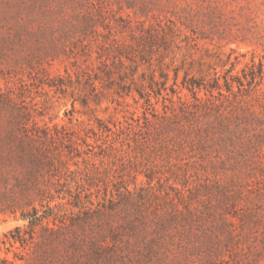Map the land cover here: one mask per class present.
Returning a JSON list of instances; mask_svg holds the SVG:
<instances>
[{
    "label": "rangeland",
    "instance_id": "obj_1",
    "mask_svg": "<svg viewBox=\"0 0 264 264\" xmlns=\"http://www.w3.org/2000/svg\"><path fill=\"white\" fill-rule=\"evenodd\" d=\"M0 165V258L36 207L17 263L264 264V0H0Z\"/></svg>",
    "mask_w": 264,
    "mask_h": 264
},
{
    "label": "trees",
    "instance_id": "obj_2",
    "mask_svg": "<svg viewBox=\"0 0 264 264\" xmlns=\"http://www.w3.org/2000/svg\"><path fill=\"white\" fill-rule=\"evenodd\" d=\"M27 11L31 12L30 14L32 16L36 15V13L30 11L29 9L25 8ZM92 20L89 19H83V21L80 22V25L78 29L73 30L72 33L78 35L77 40L78 42L82 43V40L86 38L88 35L95 36V39L97 40L99 37V33L97 30L92 27ZM107 45V46H105ZM102 54L104 55L108 51H112L111 54L112 58L109 62V57H104L100 54V66H99V73H94L93 78L91 76H88L87 83H89V87L92 91L96 90L95 82H99L102 80L101 87L103 89H113V91L118 94L119 92L123 91L126 95H130L132 90H135L139 96L147 95L149 96L148 92H146V86L144 84H138L135 82V79L133 78V75L135 72L131 69V78L130 83L126 84L124 82V78L126 77L125 71H123V75L121 73H118V78L120 82H117L115 79H113L112 75L114 74L111 70V65L118 64L122 68L124 66V61L122 60L121 53H116V49L111 48L112 46L105 41H100L98 44ZM106 56V55H105ZM128 58V57H125ZM135 64V61L133 62ZM137 64L134 65L136 67ZM134 69V68H133ZM100 73H102L100 75ZM105 78V81H104ZM165 81H161L159 84L153 80V77H150V83L147 86L149 90H151L153 93L159 94L162 90L166 89ZM153 85L157 86V89H153ZM159 85V86H158ZM148 100V99H147ZM83 105L86 104V101L83 100ZM8 169L4 165H0V206L2 205V200L4 199L6 193L9 191V182L10 179L15 177L10 176L8 173ZM27 188V187H26ZM14 193V191H12ZM26 189H22L19 191V193H25ZM3 210V209H2ZM1 211V210H0ZM16 220H22L24 222L23 226H15L12 229L8 230L3 234V239L1 240L2 245L6 246V253L12 252L14 260L9 259L7 256L0 258V264H22L17 263L16 260L26 261L24 255H20L17 252L13 250V248L19 244V247H21L22 250H25L26 247L33 241L34 239V230L37 225H39L43 219L46 218V215L39 214V210L36 209V207H32L30 211L27 212H21L18 217H15Z\"/></svg>",
    "mask_w": 264,
    "mask_h": 264
}]
</instances>
